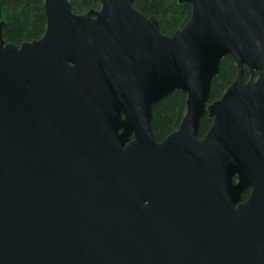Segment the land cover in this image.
<instances>
[{"label": "water", "instance_id": "water-1", "mask_svg": "<svg viewBox=\"0 0 264 264\" xmlns=\"http://www.w3.org/2000/svg\"><path fill=\"white\" fill-rule=\"evenodd\" d=\"M43 1L39 39L6 43L0 22V264H264V0H177L171 36L134 0Z\"/></svg>", "mask_w": 264, "mask_h": 264}, {"label": "trees", "instance_id": "trees-1", "mask_svg": "<svg viewBox=\"0 0 264 264\" xmlns=\"http://www.w3.org/2000/svg\"><path fill=\"white\" fill-rule=\"evenodd\" d=\"M72 11L77 14L96 10L98 0H69ZM134 7L146 17L154 16L160 32L171 36L182 29L190 18L191 7L177 0H134ZM0 22H3V39L19 46L23 42L39 39L45 32L46 18L43 0H0ZM248 77L247 71L245 72ZM236 77V67L231 57L222 59L220 72L211 85L210 102L221 98ZM186 109V95L180 91L162 99L152 109V131L156 141L161 142L176 130ZM212 124L207 114L201 119L199 138ZM249 189L242 195L246 200Z\"/></svg>", "mask_w": 264, "mask_h": 264}, {"label": "flooded vegetation", "instance_id": "flooded-vegetation-1", "mask_svg": "<svg viewBox=\"0 0 264 264\" xmlns=\"http://www.w3.org/2000/svg\"><path fill=\"white\" fill-rule=\"evenodd\" d=\"M247 70L245 69V72H246ZM247 73H248V71H247ZM248 78H249V74H248V77H246V75H245V80H248ZM226 91V90H225Z\"/></svg>", "mask_w": 264, "mask_h": 264}, {"label": "rangeland", "instance_id": "rangeland-1", "mask_svg": "<svg viewBox=\"0 0 264 264\" xmlns=\"http://www.w3.org/2000/svg\"><path fill=\"white\" fill-rule=\"evenodd\" d=\"M99 9V8H98ZM97 10V9H96ZM82 14V13H81Z\"/></svg>", "mask_w": 264, "mask_h": 264}]
</instances>
